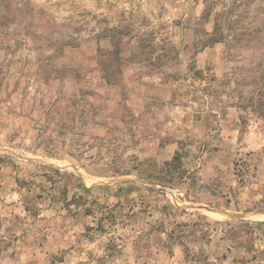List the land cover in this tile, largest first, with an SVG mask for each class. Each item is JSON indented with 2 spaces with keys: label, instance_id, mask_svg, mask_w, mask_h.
Returning a JSON list of instances; mask_svg holds the SVG:
<instances>
[{
  "label": "rangeland",
  "instance_id": "1",
  "mask_svg": "<svg viewBox=\"0 0 264 264\" xmlns=\"http://www.w3.org/2000/svg\"><path fill=\"white\" fill-rule=\"evenodd\" d=\"M0 264H264V0H0Z\"/></svg>",
  "mask_w": 264,
  "mask_h": 264
}]
</instances>
